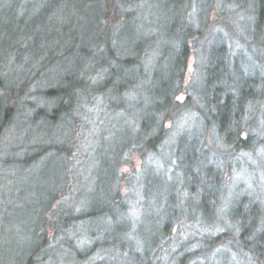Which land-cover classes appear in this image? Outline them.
Returning <instances> with one entry per match:
<instances>
[{"label": "trees", "instance_id": "obj_1", "mask_svg": "<svg viewBox=\"0 0 264 264\" xmlns=\"http://www.w3.org/2000/svg\"><path fill=\"white\" fill-rule=\"evenodd\" d=\"M37 1L0 0V174L38 181L33 235L0 239V264H233L223 252L232 247L264 264L259 199L234 197L232 222L219 219L233 157L264 147V0H224L243 13L215 22L165 13L181 20L164 36L171 46L150 49L152 77L147 38L132 32L133 15L111 23L120 18L111 0ZM37 29L44 47L27 51ZM169 121L179 126L173 138ZM11 125L16 141L4 143ZM81 134L99 143L93 153ZM133 154L140 172L126 181ZM78 159L92 163L82 179ZM122 181L136 216L142 207L162 216L133 221Z\"/></svg>", "mask_w": 264, "mask_h": 264}, {"label": "rangeland", "instance_id": "obj_2", "mask_svg": "<svg viewBox=\"0 0 264 264\" xmlns=\"http://www.w3.org/2000/svg\"><path fill=\"white\" fill-rule=\"evenodd\" d=\"M47 0H38L37 3L40 4L42 2H45ZM49 2L51 0H48ZM125 5L119 4L117 0H111V4L109 5V13H120V18L112 19L111 23H115V25H118L117 22L119 19L123 20V15L126 13L129 15H133V20H129V27L132 29V32L137 31L139 33L140 37H146L147 41H144V48L143 50L146 51L144 53V68H145V75L146 77H152L153 73L150 71L154 67L153 61L150 59L153 57L156 53H158L160 46L162 45H169L171 46L172 42L165 41L164 36L169 33H172L175 31L176 24H180L181 17H170L166 20V14L165 13H187L188 19H192L195 13H213V21L214 18H218V13H243V11H239L235 9L234 2L227 3L224 0H178L177 2L175 0H125ZM212 2V3H211ZM208 7V9H207ZM29 12H38V10L32 9ZM132 13V14H131ZM161 14V16H157ZM190 17V18H189ZM157 19H161V22L159 23ZM194 20V19H193ZM169 22L168 26L164 27L166 22ZM215 22V21H214ZM236 34L237 30L234 29ZM234 30H231L234 32ZM38 34V37H34V40H31V42L27 43L25 45V48H27V51H32L35 48L40 52L42 49L41 47H44L43 39L44 34L42 33L41 29L35 30ZM159 31V35H156L155 33ZM165 31H168L166 33ZM236 34H233L234 36ZM221 38V37H220ZM229 39H234L231 35L226 34L224 37L221 38V40L227 41ZM190 42V41H189ZM37 46H40L38 48ZM154 51H151L150 49H153ZM149 51V52H148ZM151 51V52H150ZM42 60V55L39 56V61ZM150 61V62H149ZM195 57L193 55H190L186 67V71L183 77V84L188 85L193 79L194 71H195ZM178 99L183 100L185 99V95L181 94L179 95ZM177 123V122H176ZM193 123V122H192ZM166 125H168V128L170 131V138L174 137V134L176 129H179V126H174L172 122H167ZM15 125H11L4 131L2 141L4 142V138L6 141H16L14 139V131ZM172 130L174 132H172ZM82 135V134H81ZM90 136L82 135L79 138V144L80 148L83 150L84 147H86V144H88V148H90V152L93 153L96 148H98L99 143H96L94 139H91ZM209 139V138H208ZM209 141H212V139H209ZM5 143V142H4ZM12 144V143H11ZM5 145V144H4ZM222 149V147L220 148ZM220 152V151H219ZM222 152V151H221ZM91 157V156H90ZM234 160L232 163H235L232 165L231 170L227 174V180L223 183L224 187L222 188V191L224 192V206L225 209L222 211V213L219 215L220 220L225 222L226 224H230L233 219V215L231 216V201L234 197H240L245 196L246 198L253 197L254 201H259L258 204H261L262 213H258V222H261V219L264 220V147L257 148V151L255 153H240L239 155H236L233 157ZM215 159V158H214ZM79 160V159H78ZM238 163V164H236ZM92 164V163H91ZM89 161L87 162V159L81 162L80 160L77 163V172L80 179L82 177H86L90 174V165ZM141 167V159L139 154H133L129 157L128 162L124 163V165L121 167V170L123 172L124 177L129 180L130 177L134 179L136 176L138 177V174L140 172ZM226 177V175H225ZM23 178V177H22ZM37 179L32 178H23L21 179L19 176H9L6 174H0V239H6V241H24L26 239H29L32 237V229L34 228V222H33V211L30 207H34L36 204L35 198L37 197L38 191L36 190L35 186H38ZM128 186V184H127ZM127 186L125 184V181H122L121 183V190L125 192L127 190ZM130 187V186H129ZM130 190V189H129ZM127 193L129 194V198L131 200V206L129 207L130 212L133 213V221H136L141 218V216H151L152 214H155L153 216H157L158 218L162 216L163 210H145L142 207L140 210V214L138 216L135 212V202H133V193L127 190ZM135 194V193H134ZM135 199V198H134ZM29 205V206H28ZM56 203L53 202L52 207ZM163 206L161 205V208ZM130 219V215H127ZM124 216H121L120 219L124 220ZM204 218V217H203ZM206 218V217H205ZM129 220L128 218H126ZM262 220V222H263ZM214 228L212 230L218 231L220 230L219 226L217 224L212 225ZM185 232V231H184ZM183 233V231H182ZM10 245L9 247H11ZM223 252H228L229 254V260L231 259V262L237 263V264H251L253 259L249 257V255L241 249L237 247V250L232 247L231 250H224ZM225 264H231L228 263V260L225 261Z\"/></svg>", "mask_w": 264, "mask_h": 264}]
</instances>
